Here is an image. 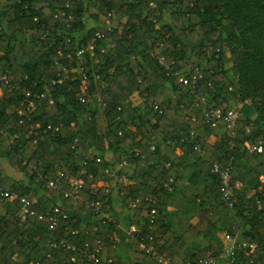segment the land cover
Masks as SVG:
<instances>
[{
	"label": "trees",
	"instance_id": "trees-1",
	"mask_svg": "<svg viewBox=\"0 0 264 264\" xmlns=\"http://www.w3.org/2000/svg\"><path fill=\"white\" fill-rule=\"evenodd\" d=\"M66 2L72 18H54ZM108 12L112 30L78 64V48L104 26L100 17ZM62 68L71 78L24 123L16 113L18 98L0 81V143L6 160L23 173L16 177L0 164V186L33 202L21 219L19 198L0 197V264H84L50 246L65 233L49 230L47 218L68 210L90 215L85 222L71 214L68 224L78 234L70 241L83 248L100 240V256L112 258L111 264H163L139 248L142 240L174 261L212 252L221 264L229 235L255 244L247 254L235 246L236 264L264 259V153L245 146L264 145V0H0V75L42 91ZM198 69L202 76L194 80ZM84 72L87 94L100 91L101 103L79 100ZM180 75L192 82L181 83ZM236 104L246 107L234 134L223 118L206 123L208 105L224 110ZM193 115L197 140L185 122ZM89 155L93 175L79 200L47 187L46 178L58 172L78 174ZM229 156L232 181L243 184L232 189V208L221 199L212 170L216 163L229 165ZM114 170L124 175L115 183L123 213L111 191ZM97 200L111 219L91 212ZM120 224L137 227L129 231L126 263L116 254Z\"/></svg>",
	"mask_w": 264,
	"mask_h": 264
},
{
	"label": "built area",
	"instance_id": "built-area-1",
	"mask_svg": "<svg viewBox=\"0 0 264 264\" xmlns=\"http://www.w3.org/2000/svg\"><path fill=\"white\" fill-rule=\"evenodd\" d=\"M50 1V0H47ZM54 18H72V10L70 2H66L63 9L56 11L53 13ZM112 17L113 13L108 12L106 16L102 15L100 19L103 21L104 26L100 29H97L94 34L89 39L88 43L85 45H81L78 48L76 55L78 57L77 63L83 64L84 56L87 52H90L93 49V42L97 41L98 39L105 38L106 34L112 30ZM37 17L34 18L36 20ZM101 51H104L102 49ZM58 53H61V50H58ZM69 57V55H67ZM162 65H166L169 68L168 63H164L160 61ZM55 64L58 65L59 61L55 60ZM65 68L58 70L56 76L51 80L50 86L46 87L45 90L42 91H33L25 88V81L20 80H11L7 77L6 74L0 75V81H2L5 85L7 91L12 93L16 98H18L19 105L16 107V113L19 118L20 123H24L26 121H30L35 116V110L38 108L39 104L45 101L49 103L53 102L52 92L53 90L58 87L60 84L64 82L65 79L71 78L69 74H64ZM84 74V82L82 86V93L79 95V100L82 103H92L93 101L101 103L102 102V95L100 91H96L93 95L87 94L89 91V84H88V74L86 72ZM177 74V73H175ZM202 72L198 69L196 71V75H193V79L197 77H201ZM192 78L184 75L179 76V81L185 85L190 84L192 82ZM28 79V76H24V80ZM193 80V81H194ZM35 85L37 83H34ZM194 85V84H193ZM205 97H202V101L205 100ZM200 103L195 104V108L199 106ZM237 105V104H236ZM157 108V106H155ZM224 110L222 109H213L209 105L207 109L204 111V118L206 123H215V120L223 118L225 121V130H229L231 134L235 133V125L237 119L239 117L240 109L237 106L227 107L223 105ZM241 108V107H240ZM196 121V116H188L185 118V122L188 124L189 122V129L188 135L192 140H197V135L195 129L193 128V124ZM59 127H56L58 130ZM249 129L247 128V131ZM17 139V135L11 138V142H14ZM35 141V140H34ZM245 146L247 150L251 153H264V145L262 143H253V142H245ZM154 146H152V149ZM94 159L93 155H89L85 160H81L79 162L80 171L78 174H73L72 172H58L57 175L54 177H47L46 183L47 187L52 190H61L63 193L64 198H72L74 200L80 199V191L82 190L86 177H92V173L89 172L87 169L88 161ZM229 165L223 167L220 163H216L213 165V172L217 174L220 180V189H221V199L227 203V205L232 208L234 207L235 203L232 200V189H239L242 187V182L239 180L232 181L231 172H230V164H231V156L228 157ZM33 168H36L34 166ZM117 170H114L113 174L115 175L117 181H123L124 175H118ZM261 181H264V175L261 176ZM67 186L69 189L62 188ZM109 191V188L106 189ZM0 197H8L9 199L19 198L22 206L20 211L18 212V217L24 219L27 214L30 212V206L33 204L32 201L27 199L26 197H19L16 193H11L8 190H5L0 186ZM140 201L137 199L136 202ZM131 205H134L132 203ZM90 210L94 214H102L101 211V201L97 200L92 202L90 205ZM59 212V210L57 209ZM151 213H155V209H151ZM38 217L43 219V214H39ZM71 214L68 212L60 213V217H49L47 218L49 225L48 229L51 231H55L56 233L64 232L63 237L57 238L56 236L50 240V246L53 249H63L68 250L72 253L70 261L76 262L78 259H81L84 264H111L113 263L112 258H108L104 260L101 258L100 254L102 252L103 244L99 240L95 247H83L79 246V243L70 241L69 237L73 236L76 237L78 231L72 228L68 224V220L70 219ZM102 219H106V216H102ZM77 218L74 217L73 221H76ZM96 229V228H95ZM137 227L134 225L131 231H135ZM147 230V229H146ZM115 238V237H114ZM228 239L231 240V243L228 245L223 246L222 253L219 257L223 258L221 264H236V257H235V246L239 248L244 254L249 253L250 249H254L255 244L251 240V238H247L245 241L242 242H235V238L231 235L228 236ZM152 240V236H149L148 241ZM139 248L149 252L151 257L156 259L158 262L163 264H218V258L212 254V252H208L206 256L199 257L194 260H176L174 261L168 255H161L156 252L153 248V244L146 243L145 241H141L139 244ZM251 263L253 264H264V259H251ZM28 264H40L39 261L36 262H29Z\"/></svg>",
	"mask_w": 264,
	"mask_h": 264
},
{
	"label": "crops",
	"instance_id": "crops-1",
	"mask_svg": "<svg viewBox=\"0 0 264 264\" xmlns=\"http://www.w3.org/2000/svg\"><path fill=\"white\" fill-rule=\"evenodd\" d=\"M246 112H250V110H246ZM0 146H2L1 155H2V157H4V153L6 151V147L3 144H0ZM14 175L16 177H20L19 174H14ZM114 177H115V175H114ZM110 180H111V191H112V194L114 196L115 205H116L117 208L119 207L120 213H123L124 212L123 207H122V205H121V203L119 201V198L116 196V184H115L116 180L113 181L111 177H110ZM68 212H70V214H72V215H75L77 218L82 219L85 222H88L90 220V215L89 214L76 212L74 210H68ZM106 215L108 216V214L102 212L101 217L102 216H106ZM133 226H134V224L131 225L130 230H128L122 224L118 225V234H116V236L114 238L117 241L116 254H117V257H118L119 261L122 262V263H126L128 261V259H129V254L127 252L128 249H129V247H128L129 246L128 235H129V231H131Z\"/></svg>",
	"mask_w": 264,
	"mask_h": 264
},
{
	"label": "rangeland",
	"instance_id": "rangeland-1",
	"mask_svg": "<svg viewBox=\"0 0 264 264\" xmlns=\"http://www.w3.org/2000/svg\"><path fill=\"white\" fill-rule=\"evenodd\" d=\"M90 11H91V13H92V8L90 9ZM94 20V19H93ZM92 19L91 20H89V24H93L94 23V21H93ZM233 106H237L240 110H243V107H242V109L240 108V106H238V105H233ZM232 107V106H231ZM246 107V106H245ZM244 107V108H245ZM1 144V143H0ZM1 151H2V146H0V155H1ZM0 164H3V166H4V168H5V170L8 172V173H10L11 175H14V174H19L20 176H23V173H21L20 171H18L15 167H13V166H11V164L6 160V158H4V157H2V155L0 156ZM111 178H112V180L113 181H115L116 180V177H114V174L113 173H111V176H110Z\"/></svg>",
	"mask_w": 264,
	"mask_h": 264
}]
</instances>
